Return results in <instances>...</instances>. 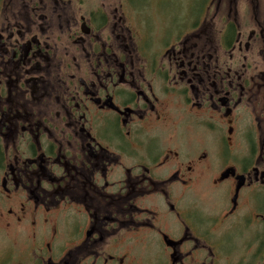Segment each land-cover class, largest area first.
I'll use <instances>...</instances> for the list:
<instances>
[{
  "label": "flooded vegetation",
  "instance_id": "flooded-vegetation-1",
  "mask_svg": "<svg viewBox=\"0 0 264 264\" xmlns=\"http://www.w3.org/2000/svg\"><path fill=\"white\" fill-rule=\"evenodd\" d=\"M0 264H264V0H0Z\"/></svg>",
  "mask_w": 264,
  "mask_h": 264
}]
</instances>
